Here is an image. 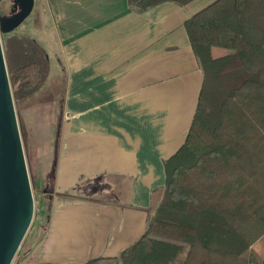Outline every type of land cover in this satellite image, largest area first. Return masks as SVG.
Returning <instances> with one entry per match:
<instances>
[{
	"label": "crops",
	"instance_id": "crops-1",
	"mask_svg": "<svg viewBox=\"0 0 264 264\" xmlns=\"http://www.w3.org/2000/svg\"><path fill=\"white\" fill-rule=\"evenodd\" d=\"M213 1L34 0L65 94L47 221L18 264H83L143 233L202 83L184 22Z\"/></svg>",
	"mask_w": 264,
	"mask_h": 264
},
{
	"label": "trees",
	"instance_id": "trees-1",
	"mask_svg": "<svg viewBox=\"0 0 264 264\" xmlns=\"http://www.w3.org/2000/svg\"><path fill=\"white\" fill-rule=\"evenodd\" d=\"M165 1L191 0L128 3ZM184 28L202 83L183 143L163 160L162 198L135 241L83 264H264V0H215ZM28 45L20 54L30 58L13 66L3 41L17 99L44 77L47 58Z\"/></svg>",
	"mask_w": 264,
	"mask_h": 264
},
{
	"label": "rangeland",
	"instance_id": "rangeland-1",
	"mask_svg": "<svg viewBox=\"0 0 264 264\" xmlns=\"http://www.w3.org/2000/svg\"><path fill=\"white\" fill-rule=\"evenodd\" d=\"M10 38H16L21 50L25 51L31 42L38 56L41 57L39 53L42 52L47 58L43 64L44 77L33 93L22 99L13 98L34 202L31 224L11 262L18 264L47 221L65 88L63 67L55 56L57 42L48 17L39 5H35L13 31L1 35L2 46L5 41L13 66L27 61L30 55L20 54V48L10 46ZM256 246L261 249L263 245L259 242Z\"/></svg>",
	"mask_w": 264,
	"mask_h": 264
},
{
	"label": "water",
	"instance_id": "water-1",
	"mask_svg": "<svg viewBox=\"0 0 264 264\" xmlns=\"http://www.w3.org/2000/svg\"><path fill=\"white\" fill-rule=\"evenodd\" d=\"M0 0V264H11L33 217L34 202L9 82L1 35L13 31L32 11L34 0Z\"/></svg>",
	"mask_w": 264,
	"mask_h": 264
},
{
	"label": "flooded vegetation",
	"instance_id": "flooded-vegetation-1",
	"mask_svg": "<svg viewBox=\"0 0 264 264\" xmlns=\"http://www.w3.org/2000/svg\"><path fill=\"white\" fill-rule=\"evenodd\" d=\"M1 3H4L5 4V9H4V13L6 14V15H10V14H12V13H14L13 12V10H14V6H13V2L11 1V0H2V2ZM0 3V4H1Z\"/></svg>",
	"mask_w": 264,
	"mask_h": 264
}]
</instances>
